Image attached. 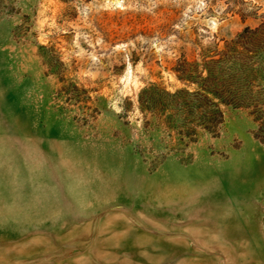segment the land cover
I'll list each match as a JSON object with an SVG mask.
<instances>
[{
    "label": "rangeland",
    "instance_id": "rangeland-1",
    "mask_svg": "<svg viewBox=\"0 0 264 264\" xmlns=\"http://www.w3.org/2000/svg\"><path fill=\"white\" fill-rule=\"evenodd\" d=\"M262 24L264 0H0V264H264V116L179 141L138 105Z\"/></svg>",
    "mask_w": 264,
    "mask_h": 264
},
{
    "label": "trees",
    "instance_id": "trees-1",
    "mask_svg": "<svg viewBox=\"0 0 264 264\" xmlns=\"http://www.w3.org/2000/svg\"><path fill=\"white\" fill-rule=\"evenodd\" d=\"M179 63L174 74L185 88L171 93L151 85L138 96L140 112L174 131L179 141L197 131L216 135L223 108L252 109L257 119L264 116V24L245 28L222 49L215 44L198 60ZM253 136L264 144V121Z\"/></svg>",
    "mask_w": 264,
    "mask_h": 264
}]
</instances>
